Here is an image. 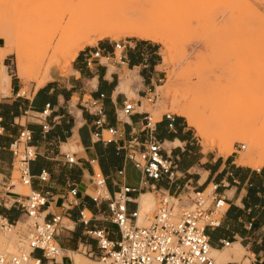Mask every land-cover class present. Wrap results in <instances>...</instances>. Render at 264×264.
Here are the masks:
<instances>
[{"label":"crops","instance_id":"1","mask_svg":"<svg viewBox=\"0 0 264 264\" xmlns=\"http://www.w3.org/2000/svg\"><path fill=\"white\" fill-rule=\"evenodd\" d=\"M115 41H99L97 45H87L80 49L71 63L68 73H57L50 77L28 95L14 93V88L9 87V95L0 99V213L9 221L24 219L22 209L18 204L11 203V199L17 195H7L4 192L3 182L10 171L11 154L7 148L8 143L16 136L17 131L24 127L31 133L30 144L36 149V156L30 162L29 171L32 175L29 188L48 190L47 212L62 213L60 207L61 198L67 192L68 187L77 189V204L65 212L62 220L71 223V226L63 224L65 234L61 238L56 235V241L62 250L61 261L64 264L72 261L68 253H74L70 248L85 245L93 251H98L95 241L83 235L82 225L77 221V211L81 207L90 215L89 227L92 225L105 227L112 237L113 230L110 223L97 220L99 213H106L105 203L95 204L89 197L91 192L90 171L88 159L94 157L98 161L99 168L107 178V187L113 189L117 184L126 181L125 168L130 163L124 162L121 153H116V146L135 136L142 139L147 131L143 118L145 111L134 110L126 117L119 119L116 112L122 106L125 99H132L134 107L141 105L139 101L146 91L153 87L158 79L155 71L156 47L150 42L129 40L117 41L121 43L118 52L124 57V62L116 58V50L113 48ZM1 47V46H0ZM98 49L99 55L91 58L87 64L89 53ZM107 56V57H106ZM104 61H101V59ZM136 70L139 77L137 84H131V90L123 91V83L119 79V73L123 69ZM1 91V90H0ZM135 97H128L127 93ZM100 98L106 123L116 128L120 136L114 137V142L102 143L94 140L90 133L92 130L93 116L83 107V101L89 98ZM0 92V95H3ZM47 106V115L44 122L48 124L45 131L41 130L39 120L32 115L39 113ZM166 121L162 118L149 124L155 138L161 143L163 149L175 160L178 177L172 182H160L159 185L167 187L171 193H184L186 188L200 190L210 183L216 184V191L225 203V211L220 224L213 228H207L211 255L215 264H230L239 261L242 264H264V233L260 231L264 227V175L260 169L240 165L236 156L229 154L207 155L194 158L191 156V141L187 136L173 135L175 130H168ZM180 122L174 117L173 127L180 128ZM71 143L74 150H63L62 146ZM185 147H183V146ZM72 152L74 163L64 161L62 153ZM219 154V153H218ZM203 159V161L201 160ZM196 169H193L195 168ZM122 168L124 176L119 177L115 171ZM134 169V168H133ZM191 169L193 171H191ZM44 170L49 181L41 182L36 175ZM136 171V169H134ZM113 171V172H112ZM137 172V171H136ZM138 174V172H137ZM185 174V175H184ZM137 180L134 184L135 185ZM14 186L7 189L14 191ZM6 190V189H5ZM24 194V193H21ZM152 194L141 192L137 197ZM22 199V197H19ZM133 205L129 204L128 208ZM247 222L251 226L247 228ZM63 223V221H62ZM228 240L229 245L223 247L221 240ZM241 250L244 253L241 258L232 259L231 250Z\"/></svg>","mask_w":264,"mask_h":264},{"label":"rangeland","instance_id":"2","mask_svg":"<svg viewBox=\"0 0 264 264\" xmlns=\"http://www.w3.org/2000/svg\"><path fill=\"white\" fill-rule=\"evenodd\" d=\"M82 12L104 20L119 21L121 24H117L121 26L118 29L124 30L121 28L123 25L129 27L134 21L132 24L140 23L161 34L162 39L154 41L146 40L144 36L125 35V31L103 38H97L96 34H99L94 32L96 34L89 36L87 43L83 41L82 49L108 40H137L154 44L157 51L154 72L158 73L159 80L153 83L152 94H149L151 99L142 97L139 100L141 105L135 110L145 111L150 124L159 120L164 112L177 117L184 134H181V129L173 127V135L189 138L193 152L191 156L222 155L218 154L219 148L224 149L229 145L232 148L230 154L237 157L240 152H247L248 146L234 139L230 141L231 146L228 142L221 147L217 143L207 146L186 118L179 116L178 103L194 102L200 105L204 100H214L216 106L208 102L212 108L219 110L215 112L218 117L221 108V113L225 112L224 117L220 113L224 122L221 118L217 120L222 131L232 126L231 123H235L238 118L240 128L237 135L235 133L237 139H249L251 136L250 143L256 140L264 143V0H0V73L4 72L9 77L14 93L18 91L19 94L28 95L51 76L68 73L69 65H52L48 75L40 72L38 80L27 81L17 76V58L20 56L24 62L36 67L41 65L45 69L62 32L73 31L71 28ZM36 25L40 26V33L36 32ZM11 47L13 53L8 52ZM118 51L116 49V54ZM63 55H67V51ZM136 70V67L130 71L123 69L119 73L123 91L131 90L132 83L139 85ZM0 86L3 92L5 84ZM9 90L0 95V99L9 95ZM127 96L135 97L131 92ZM240 134L242 136L239 137ZM242 143L245 147L241 148ZM71 145L69 142L62 149L74 150ZM260 160L255 158L254 167L242 161L240 164L236 159L238 164L258 168L264 175V162L259 167ZM125 176L129 184H134L138 179L137 172L129 165L125 168ZM13 190L27 193L28 187L15 184ZM154 198L156 206L157 199ZM155 206L146 215L150 217ZM62 221L71 226L65 219ZM14 231L6 236L0 234V251L11 249L18 236L22 235L25 231L24 219L18 221ZM63 234L64 231H59L58 237L61 238ZM70 250L87 264H106L97 257L84 254L81 247ZM94 252L98 253L96 249ZM243 253V249L229 251L232 259L236 260ZM70 262L68 264H72Z\"/></svg>","mask_w":264,"mask_h":264},{"label":"built area","instance_id":"3","mask_svg":"<svg viewBox=\"0 0 264 264\" xmlns=\"http://www.w3.org/2000/svg\"><path fill=\"white\" fill-rule=\"evenodd\" d=\"M113 48L121 50V43L115 41ZM99 55L95 49L88 55L86 63ZM107 57V56H106ZM119 62L124 57L115 55ZM153 87L144 95L151 99ZM22 94V93H20ZM89 98L83 101L82 107L93 116L91 137L102 143L114 142L120 132L106 123L100 98ZM47 104L37 114L32 115L40 122L42 131L48 124L44 119L48 113ZM134 101L125 99L116 112L121 119L135 110ZM162 118L166 121V128H173L174 115L164 112ZM143 125L147 131L142 139L133 136L124 143L117 145L116 153H121L124 162L130 163L138 172L135 185L117 184L115 188L107 187V178L101 171L96 158L88 159L90 171V199L95 204L105 203L106 213H99L97 220H103L114 226L110 237L108 229L92 225L89 227L91 215L84 209L77 211V221L82 225L83 235L95 241L97 252L85 245H79L82 252L89 257H97L106 264H215L210 255V245L207 228L220 224L225 211L223 198L217 194L216 184L210 183L206 187L195 190L186 188L184 193H171L160 182L172 183L179 175L176 163L155 138L149 128V116L143 118ZM2 126L0 125V133ZM106 135H105V134ZM31 133L21 127L16 136L8 143L11 154L10 171L4 180V192L7 195H17L11 203L18 204L24 214L25 231L13 244L11 249L0 251V264H64L61 261L62 250L56 241V235L63 228L62 216L77 204L75 186H70L61 198L62 213L47 212L48 190L30 189L32 175L29 171L30 162L36 156V149L30 144ZM242 148L243 145H240ZM63 159L67 163H74L72 152H63ZM119 177L124 176L122 168L116 169ZM36 178L41 182H48L47 172L41 170ZM15 184L28 186V192L14 193L7 189ZM209 186L208 190L206 188ZM6 189V190H5ZM149 191L157 203L152 215H144L145 224H138L139 207L137 197L141 192ZM132 204L131 208L128 205ZM18 221H9L0 213V234L14 233ZM247 228L251 222H247ZM264 233V227L260 229ZM221 245L227 247L228 240H221ZM71 263V262H70ZM230 264H242L232 261Z\"/></svg>","mask_w":264,"mask_h":264},{"label":"bare ground","instance_id":"4","mask_svg":"<svg viewBox=\"0 0 264 264\" xmlns=\"http://www.w3.org/2000/svg\"><path fill=\"white\" fill-rule=\"evenodd\" d=\"M79 15H78V18H76V21H75V24L73 25V28H71V30L73 29V31L70 32V30H69V32L68 31L62 32L63 35H61L60 39L58 40L59 41L57 44L58 46H56L57 48H55L54 49L55 51L53 52V54H51V56L49 58V62L47 63L45 69H42L41 65H39L38 67L32 66L29 64V62L28 63L24 62L21 59V57L18 56L17 66H16L17 72L16 73L18 74L17 76L19 78L27 80V81L36 80L38 78V76L40 75V72H42L43 75H48L49 68L52 65H55L56 67L57 66L60 67V65H69L71 63L72 59L74 58V56L76 55V53L79 51V49H82L83 44L85 42L87 43L89 41V36H91L92 34L98 33L99 35L96 34L97 38H103V37H106L108 35L114 36L115 32L121 33V31H123V33L126 32L125 35H128V36H131V35L144 36L145 37L144 39H146V40H154L155 41V40H161L162 39L161 34L158 33L157 31H155L154 29H152L151 27L149 28L147 26L140 25V23L132 24L134 21L131 24H129L130 25L129 27H126V26L124 27V25H123L121 28H123L124 30H122V29H118L119 26H121V25H118V24H121V23H119V21L104 20V19H102V17H99V16L98 17L95 16L96 17L95 18L93 15H85L83 12ZM117 22H118V24H117ZM36 26H38V27H36V30L38 29L36 32H39L41 30V29H39L40 26L39 25H36ZM94 32H96V33H94ZM36 34H38V33H36ZM5 41H7V40H5ZM83 41H84V43H83ZM80 44H82V45H80ZM65 51H67V55L64 56L63 54ZM8 52L13 53L12 47L8 49ZM59 53L61 54V56H59ZM4 84H5L6 88L3 89V93L4 92L6 93V92H8L7 89H9V87H10V79H9V77L6 76V74L4 72H2V73H0V85H4ZM212 100H213V98H212ZM208 101L209 100H207V101L204 100L200 105H195L194 102L178 103L177 112H178L179 116H183L184 118H186L188 124L196 130L197 134L202 138V140H204V142L207 146H213L215 143H217V146H219V147H221L222 145L225 146V144H227V142L230 143V141L232 139L237 140V141H242V142L246 143V145L248 146V148H247L248 151L247 152L245 151L246 152V153L244 152L245 154L243 152H242L243 154L240 152L239 153L240 155H238L236 157L237 161L240 162V164L242 161V163L253 164L250 166H254L256 163L254 160H255V158H258V159H261L259 162L260 163L259 167H262L263 162H264L262 160V159H264V143H261L259 140H256L255 142L250 143L249 140H251V136L249 139H239V138L237 139L236 138L237 136H235V133L238 131V127L240 126V124H238V122H239L238 118L235 121V123H231L232 126H229L228 129H226L224 127V129H226V130L222 131V129L219 127V125H221V124H219L218 121L221 118V114H222V117H224L225 112L222 111V113H221V109H223V108H221L220 109L221 114L218 112L220 115V117H218V115L216 113L219 110L216 107L212 108L210 106V103H209L211 101H209V102ZM213 103H214V100L211 102V105ZM213 105L216 106L215 103ZM200 106H201V108H200ZM261 112L263 113V111H261ZM236 115H238V114H236ZM234 119H236V118L234 117ZM221 120L224 122V119L221 118ZM223 126H225L224 123H223ZM223 126H222V128H223ZM236 135H237V133H236ZM240 136H242V135L240 134L239 137ZM244 137H245V135L243 136V138ZM246 137H247V135H246ZM241 145H243V143ZM227 146L228 147H226V146L225 147L229 148V145H227ZM230 146H231V143H230ZM225 147H223L224 149L219 148L220 149L219 154L222 153V155H224V156H226V155L229 156V154L232 151V148L230 147L229 149H226ZM243 147H245V144L243 145ZM243 161H245V162H243ZM154 206H155V198L152 194H146V195L142 194L140 196L139 204H138V207H139V217L137 219L138 224L145 222V220L143 218L145 213H147V214L150 213V211L153 209ZM6 235H4V236H6ZM211 251H212V249H210L209 253H211ZM69 256L72 259V261H71L72 264H87V262L84 261V259L79 258L78 255H76L74 253H69Z\"/></svg>","mask_w":264,"mask_h":264}]
</instances>
